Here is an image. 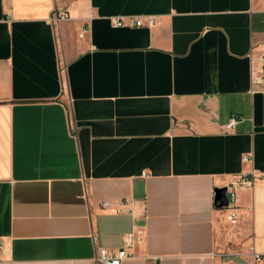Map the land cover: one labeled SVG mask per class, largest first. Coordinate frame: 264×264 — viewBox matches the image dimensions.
I'll use <instances>...</instances> for the list:
<instances>
[{
    "label": "crops",
    "instance_id": "crops-1",
    "mask_svg": "<svg viewBox=\"0 0 264 264\" xmlns=\"http://www.w3.org/2000/svg\"><path fill=\"white\" fill-rule=\"evenodd\" d=\"M263 56L264 0H0V264H264Z\"/></svg>",
    "mask_w": 264,
    "mask_h": 264
},
{
    "label": "built area",
    "instance_id": "built-area-1",
    "mask_svg": "<svg viewBox=\"0 0 264 264\" xmlns=\"http://www.w3.org/2000/svg\"><path fill=\"white\" fill-rule=\"evenodd\" d=\"M57 20H66L68 19V14L62 13L59 14ZM114 24L116 26H130V27H142L149 26L153 27L157 24L158 20L156 17H150L148 21L145 23L142 19L138 18H129V19H114ZM262 75L255 79V83L258 85L264 86V56L262 59ZM237 118H232L228 123L227 128L232 130L237 125ZM252 160V156L243 157V162L247 163ZM259 181L264 182V173L251 171L248 173L241 174L235 181H233L229 187H227V194L230 195L229 205L226 209L228 212L227 221L235 225L238 222V214L235 207V199H236V191L242 188H253L255 184ZM109 206V203H103L102 207ZM136 237L134 234H129L125 237L124 245L119 250H110L105 248H100L97 251V255L95 258L96 264H123L127 259H133V249L135 246ZM252 256L255 262L264 263V254L257 253L254 248H251Z\"/></svg>",
    "mask_w": 264,
    "mask_h": 264
},
{
    "label": "water",
    "instance_id": "water-1",
    "mask_svg": "<svg viewBox=\"0 0 264 264\" xmlns=\"http://www.w3.org/2000/svg\"><path fill=\"white\" fill-rule=\"evenodd\" d=\"M215 203L220 209H225L229 205V198L227 194V188H218L215 190Z\"/></svg>",
    "mask_w": 264,
    "mask_h": 264
}]
</instances>
